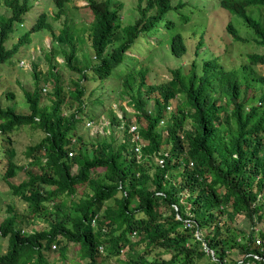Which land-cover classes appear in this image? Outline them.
Wrapping results in <instances>:
<instances>
[{"label": "trees", "instance_id": "1", "mask_svg": "<svg viewBox=\"0 0 264 264\" xmlns=\"http://www.w3.org/2000/svg\"><path fill=\"white\" fill-rule=\"evenodd\" d=\"M85 1L51 0L54 11L40 10L26 28L22 21L30 1L1 0L9 13H0V66L32 32L49 33L51 46L43 71L34 67L35 87L24 91L29 112L17 111L14 102L3 107L0 99L2 173L8 178L25 168L26 176L9 187L28 210L18 213L12 201L5 202L0 264H44L42 250H50L53 242L64 256L70 242L77 244L82 264H103L109 256H116L118 264H197L203 257L207 264H264V76L256 65L264 62V0L218 2L243 18L251 28L249 40L255 41L246 60L232 67L224 51L218 58L199 54L202 34L186 55L185 39L170 13L177 14V21H188L186 0H137L135 16L125 23L121 10L126 1ZM82 6L92 15L81 26L91 48L78 55L77 41L83 36L73 28L70 10ZM49 16L63 26L54 27ZM160 23L165 27L157 29L160 42L170 36L171 52L192 60L187 67L168 65L167 79L149 82L150 68L127 49L141 33L156 32ZM226 30L233 42L246 40L230 19ZM15 33L18 38L8 47L5 41ZM58 53L68 68L67 84L53 69L51 57ZM121 63L117 96L128 94L135 112L119 103V115L104 107L105 96L97 90V96L84 98L82 81L103 79ZM41 89L49 103H41ZM66 96L75 101L69 112L63 111ZM170 103L173 107L167 109ZM132 114L138 122L135 141ZM84 119L107 120L108 133L83 141L77 125ZM26 124L39 127L43 135L24 149L29 160L18 164L12 133ZM83 185L86 191L78 193ZM35 218L48 226L27 232L23 227ZM238 252L240 259L234 257Z\"/></svg>", "mask_w": 264, "mask_h": 264}, {"label": "rangeland", "instance_id": "2", "mask_svg": "<svg viewBox=\"0 0 264 264\" xmlns=\"http://www.w3.org/2000/svg\"><path fill=\"white\" fill-rule=\"evenodd\" d=\"M30 6L28 11L24 15V19L22 21V25L26 28H29L32 23L34 22L38 11L45 10L46 12L52 13L55 9V4L51 3V0H29ZM75 5H83L86 3L85 0H72ZM126 1L122 6V22L125 23L131 20L134 16V10L132 7H136L137 0H124ZM187 4L185 5L186 13L190 14V19L188 21H177V14L174 12H170L171 16L174 21V25L177 27L178 31H180L185 39L186 46H187V53H193L194 47L197 45V38L202 34L204 36V43L201 44L198 48L199 54L207 56V58H218L219 54L224 51L225 55L229 58L226 60L229 66L237 65L242 61L246 60L245 53L248 51L253 50L254 39L249 40L251 37V33L248 29L249 28L243 18L240 15L231 14L225 9L224 7L220 6L218 0H186ZM71 16H73L72 26L75 30L79 33V35L83 36L82 42L77 41V54L82 55V52L87 49L91 48L88 40L85 38L83 29L85 25L91 20L92 15L89 8L84 6L75 10H70ZM0 13H9L6 5L1 3L0 0ZM139 14H137L138 16ZM50 20L54 27L56 24L61 22L60 20L54 21L49 16L47 18ZM235 25L240 35L246 37V40H239L238 42H233V39L230 33L226 30V24L228 20ZM62 20V19H61ZM70 23V21H69ZM82 23L84 27L81 28ZM62 27V22L59 23V27ZM58 29V28H56ZM158 30H165L163 24H158L156 28V32L153 33V30L150 32H143L141 33L137 39L133 42L130 49L127 51L130 53L132 51L135 58L142 59L143 63L150 68L151 77L148 78V81H159L163 79H167L169 77L168 73V65L176 66L178 64H183L184 67H187L191 60L192 56L188 57L186 61V57H180L174 55L170 48H169V39L170 36L167 37L163 42H160V37L157 34ZM23 31V30H21ZM21 31H18L20 33ZM18 33L12 34L9 38L5 41V44L9 47L12 43H14L18 38ZM168 36V35H166ZM27 42L21 43L20 46L13 52L11 56V60L8 59L3 62L0 66V99L2 106H6L12 102H14L15 109L20 112H29V108L26 102V98L24 95V91L33 89L36 85L35 81V73L34 67L38 71H43L46 66V59L44 57L46 50L50 49L51 46V35L43 30H38L32 32ZM197 42V43H196ZM229 44L228 48L224 49L225 44ZM205 49H208L206 53H201ZM257 50L262 51L263 48H257ZM52 58V62L56 63L53 67L55 71H59L61 73V81L63 84H67V77H68V68L63 64V57L61 54H55L54 58ZM86 61L88 59L84 57ZM54 60V61H53ZM123 63L119 64L110 75L103 79H86L83 80L82 83L85 87V93L83 95L86 98L89 95L91 98L97 96L95 90H97L98 94H103L105 96L104 100V107L105 108H112L116 111L119 115L122 114L121 108L119 103L124 105V107L130 111L135 112L134 107L132 104H128L127 101L129 99L128 94H124V98H118V92L120 90V86H122V81H120V86H118L117 82V71L121 69ZM257 67L260 73L264 76V62H257ZM124 70V69H123ZM123 70L119 72L117 76H119ZM78 75H73L76 78ZM38 85L41 84L42 79H37ZM99 85L96 87V84ZM47 86H50V82L47 83ZM116 90L117 93H116ZM250 90V88H249ZM10 91L13 93L12 97L6 96V92ZM42 91V89H41ZM135 91V90H134ZM182 95H179L181 98ZM42 104H46L50 102V99L45 96V93L42 91V95L40 97ZM176 100V99H175ZM74 99L70 96H66L65 103L63 104V111L69 112L71 109H74ZM68 105L70 108L67 110L66 106ZM169 106V107H168ZM167 107L172 108L173 104H169ZM131 123L130 128L133 127L135 124L137 125L138 122L135 121L136 117L134 114L130 116ZM88 119H84L78 123L77 131L83 138V141H90L92 139H100L102 135L108 133V129L101 130L100 124H94L90 128L85 127V121ZM133 121V122H132ZM136 123H135V122ZM117 135V131H114ZM41 135H43V131L39 127H35L33 125H24L20 126L12 133V146L15 148L16 154L14 156V161L18 164L24 161L29 160L25 156L24 149L28 144H32L36 142ZM2 143L0 142V147ZM90 143L87 144L89 146ZM2 151H0V221L8 214L5 210V202L12 201L15 204L16 211L18 213L24 211L27 212V203L23 201L20 196L17 194H13L10 191L9 182L18 183L23 177L26 176L25 168L20 170L17 169L16 173L11 177H4L3 173L4 169V162L1 160ZM34 170L39 171L38 165L31 166ZM101 170V168H98ZM71 172H76V164H73L70 168ZM179 178V177H178ZM86 191V186H78L77 192H81L82 189ZM261 193H258V196ZM112 199L108 200L111 202ZM177 208V205L174 204ZM178 216V215H177ZM244 225L249 224L247 220H243ZM48 223L45 219L42 218H35V220L25 226V229H31L33 226L36 229L48 226ZM257 225V224H256ZM204 230H202L203 232ZM201 231H196L197 235L201 234ZM4 237L0 236V252L5 248L4 246L1 247L2 244H5L3 240ZM6 239V238H5ZM7 241V240H6ZM2 242V244H1ZM70 242L65 249V256L62 257V251L60 249L53 248L54 250L47 256L48 259L56 260L57 264H78L79 257L77 253V248L79 246ZM58 252V254H57ZM258 254H254L256 257ZM121 257L123 254L120 255ZM234 257L236 259H240L242 257L241 253H234ZM258 258V257H257ZM260 259V258H259ZM120 261L116 258V256H109L103 261V264H118ZM208 260L206 257H203L199 263L197 264H207Z\"/></svg>", "mask_w": 264, "mask_h": 264}, {"label": "clouds", "instance_id": "3", "mask_svg": "<svg viewBox=\"0 0 264 264\" xmlns=\"http://www.w3.org/2000/svg\"><path fill=\"white\" fill-rule=\"evenodd\" d=\"M218 2H219V0H218ZM226 9V8H225ZM228 11V10H227ZM39 12V11H38ZM31 27V26H30ZM130 49V48H129ZM129 49H127V51L129 50ZM128 53V52H127ZM133 52L132 51H130V53H129V55H131V56H133ZM134 57V56H133ZM135 58V57H134ZM44 89H46V87L44 86L43 87V90ZM169 105V104H168ZM167 105V106H168ZM169 107V106H168ZM167 107V109H169ZM86 124H90V127L91 126H94V124H100V126H101V130H103L104 129V126H106V124H107V120H103V121H97V122H95V123H92L91 121H89V120H87L86 121ZM136 125V124H135ZM109 130V129H108ZM132 132H133V136H132V139L135 141V139H136V137H137V135L134 133V131H135V129H130ZM136 145H138V143H136L135 144V146ZM155 159L157 160V162H159V163H161V160H160V158H158V157H155ZM178 217H179V215H178ZM24 229H25V226L23 227ZM27 232H32L33 230H34V227L32 226L31 227V229L29 230V229H25ZM23 231V230H22ZM55 242H53L52 244H51V249L50 250H48V249H44V250H42L43 251V255H42V257H43V262H44V264H57V262H56V260L54 259V257H52V259H48V255L54 250L53 248H56V246H55ZM5 250V248H3V250L2 251H4ZM62 253V252H61ZM57 254H58V252H57ZM62 257H64V255L62 254ZM83 263V261H79L78 262V264H82ZM20 264H28V263H26V262H21Z\"/></svg>", "mask_w": 264, "mask_h": 264}, {"label": "built area", "instance_id": "4", "mask_svg": "<svg viewBox=\"0 0 264 264\" xmlns=\"http://www.w3.org/2000/svg\"><path fill=\"white\" fill-rule=\"evenodd\" d=\"M136 127V125H134L133 127H131L130 129H134ZM136 149H138V145H136V147H135ZM70 154H71V152H69ZM186 224L187 225H190L191 224V221H190V219H186ZM256 242L258 243V242H260V238L258 237V238H256ZM256 257H258L257 255H256ZM259 258V257H258Z\"/></svg>", "mask_w": 264, "mask_h": 264}]
</instances>
